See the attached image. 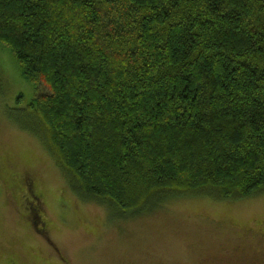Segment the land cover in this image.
Listing matches in <instances>:
<instances>
[{
	"label": "trees",
	"instance_id": "16d2710c",
	"mask_svg": "<svg viewBox=\"0 0 264 264\" xmlns=\"http://www.w3.org/2000/svg\"><path fill=\"white\" fill-rule=\"evenodd\" d=\"M0 44L36 92L19 124L114 220L264 194V0H0Z\"/></svg>",
	"mask_w": 264,
	"mask_h": 264
},
{
	"label": "rangeland",
	"instance_id": "374dc122",
	"mask_svg": "<svg viewBox=\"0 0 264 264\" xmlns=\"http://www.w3.org/2000/svg\"><path fill=\"white\" fill-rule=\"evenodd\" d=\"M35 94L0 44V264H264V194L173 197L122 221L75 197L40 140L18 122ZM32 179L39 200L28 189ZM40 208L42 234L30 215ZM253 225L239 237L238 228Z\"/></svg>",
	"mask_w": 264,
	"mask_h": 264
},
{
	"label": "flooded vegetation",
	"instance_id": "af4514ba",
	"mask_svg": "<svg viewBox=\"0 0 264 264\" xmlns=\"http://www.w3.org/2000/svg\"><path fill=\"white\" fill-rule=\"evenodd\" d=\"M23 182H26V178L24 179ZM32 182H33V180H30V184L28 185V189H29L30 192H32V194L36 195L35 190H34V183H32ZM33 216L34 215H32V217Z\"/></svg>",
	"mask_w": 264,
	"mask_h": 264
},
{
	"label": "bare ground",
	"instance_id": "6f19581e",
	"mask_svg": "<svg viewBox=\"0 0 264 264\" xmlns=\"http://www.w3.org/2000/svg\"><path fill=\"white\" fill-rule=\"evenodd\" d=\"M261 222V221H260ZM260 222H259V225H260ZM259 225H257V226H254V227H258ZM42 234V233H41ZM223 255H221L220 257H222ZM216 263H219V260L217 259L216 260Z\"/></svg>",
	"mask_w": 264,
	"mask_h": 264
}]
</instances>
